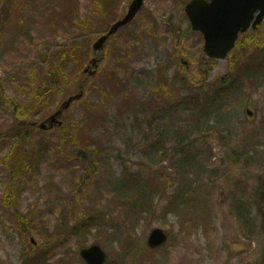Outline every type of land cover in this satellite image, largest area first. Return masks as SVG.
Returning <instances> with one entry per match:
<instances>
[{
	"label": "rangeland",
	"instance_id": "374dc122",
	"mask_svg": "<svg viewBox=\"0 0 264 264\" xmlns=\"http://www.w3.org/2000/svg\"><path fill=\"white\" fill-rule=\"evenodd\" d=\"M78 1L85 16L89 2ZM129 1L120 2L119 14ZM186 1L145 0L132 23L106 44L84 99L73 102L64 125L44 134L34 130L18 150L24 152L21 162L6 168L11 139L5 136L13 122L7 101L29 103L39 91V55L51 56L76 32L38 11L19 16L18 0L11 8L0 0V29L3 18L25 23L32 17L31 38L14 32L13 46L12 27L0 37V264H21L23 255L28 264H83L78 249L91 242L104 247L106 264H264L263 240L237 215L235 203L254 200V188L264 181V58L239 55L232 72L226 60L207 61L202 36L184 15ZM255 31L264 39V21ZM79 38L77 46L92 41ZM90 53H83L79 67L68 63L79 68L78 78ZM26 68L33 78H24ZM229 74L233 85L221 84ZM76 80L60 79L58 87L43 91L42 113L73 93ZM248 99L255 111L251 121L244 113ZM152 102L155 109L144 110ZM26 114L25 123L40 116ZM71 147L92 152L95 173L70 154ZM13 166L27 181L9 188L7 169ZM189 183L200 184L195 205L207 202L204 223L184 205L187 196L173 199L171 212L164 207L169 194ZM262 204L242 208L253 214ZM153 226L169 230V241L151 250L145 240ZM241 243L244 249L230 251Z\"/></svg>",
	"mask_w": 264,
	"mask_h": 264
},
{
	"label": "trees",
	"instance_id": "16d2710c",
	"mask_svg": "<svg viewBox=\"0 0 264 264\" xmlns=\"http://www.w3.org/2000/svg\"><path fill=\"white\" fill-rule=\"evenodd\" d=\"M23 1L19 0L20 8H23L24 10L30 9L25 3V0ZM118 1L119 0H88V14L83 17L79 13L78 0H36L34 2L36 6L32 7V10L38 11L42 15L45 14L46 17L56 21V23L59 25L64 24L68 26L70 25L72 27L74 26L73 28L75 29L74 32H76V34L71 39H68L67 43H63V49H61L57 53L54 52L50 57H48L47 53L39 55V59H41L42 62H44L48 66L57 62L59 64L60 61L63 65L60 66V71L57 70L48 72V78L44 80L43 84L39 82V84L37 85V88L39 90L37 96H35L29 103H26L24 106H21L19 103L16 102L14 103L13 100L7 101L8 109H10V114L13 118V122H11L7 127V129L10 128L11 130V133L8 135H24L31 133V131L34 129V125H25L23 120L27 116L26 113L29 112L31 109H38L37 112L43 114L42 112H44L45 101H41V98L44 99V97L47 95L45 93H47L52 87H58V85L61 83L60 79H69V77H71L74 73L77 72L79 68L71 66L69 69V74H67L66 67L69 62H74V64L79 67L80 59H82V56L86 53L84 47L87 46L89 48L88 44H78L77 46L75 43L76 38L78 36L82 37L84 33L89 37V35H92L94 32L98 31L100 27L108 25L110 20L112 19L111 6L113 4H116ZM9 18H7L5 22H3L9 24ZM28 20L32 23V17H29ZM24 35L28 38H31L29 37L27 29L24 31ZM252 45L253 49H257L253 52L254 56L255 53L257 54L258 52H264V41L262 39L260 40L255 38V40L252 41ZM251 56H249V58ZM31 73H28L24 78L27 79L31 77ZM14 77H18L19 79H21V76L19 75L12 76L13 79ZM225 83H231V80L228 78V81L224 79L221 82V84L224 85ZM3 84L4 82L0 80V98H3L4 96ZM3 132L0 133V138H3L1 137V134ZM23 144L24 141L22 139H17L15 142H13L11 151L21 150V146ZM74 150L72 148L71 152L76 156H79V159L83 162L82 166H85L87 169L92 170V173H95V165L97 164V162L95 160L94 155H92V152L89 151L88 148H84L83 150H76L75 148ZM11 157L13 159L15 158L14 156ZM199 187L200 184L198 183H189L188 185L183 186L180 192L170 194L168 201L166 202V204H164L165 209L171 212L173 207L170 206V203L173 201V199H175L176 197L184 199V197L187 196L189 199H184V205L188 206L189 212L192 214V216L199 218L201 222L204 223L205 218L203 216V211L206 210L207 204L202 202V204L200 205L201 207L195 205V202L199 200ZM161 201L162 200L159 199L156 202V205L159 206ZM261 201H264L263 195H261L260 199H258L256 202ZM149 206H151V204ZM77 217L78 211L75 212L73 216V221ZM160 217L163 216L161 215ZM255 221L257 222L258 232L264 236V206L259 208L255 216Z\"/></svg>",
	"mask_w": 264,
	"mask_h": 264
},
{
	"label": "water",
	"instance_id": "95a60500",
	"mask_svg": "<svg viewBox=\"0 0 264 264\" xmlns=\"http://www.w3.org/2000/svg\"><path fill=\"white\" fill-rule=\"evenodd\" d=\"M143 0H133L128 8L127 14L121 18L120 20L116 21L108 31L107 34L100 36L98 40H96L93 45L95 49H99L102 46L104 40L116 30L117 27L121 26L122 24L126 23L128 20L132 18V16L138 11L142 4ZM199 0H192L186 4V13L189 16V19L192 21L193 28H196L198 22L205 21H212V20H224L226 23V27L231 28L233 27V31L237 28H244L247 25V22L250 19L251 13L254 9H259L258 17L256 21H259L262 18L264 13V0H222L220 1V5L217 9V12L209 14L207 19L202 18L200 15V10L195 11L194 7L197 5ZM213 15V16H212ZM230 33L226 34L224 40L221 42H213L208 40L207 36H205L207 42L204 47V51H206L209 55H215L217 57H222L229 51L230 47L232 46L233 36H229ZM82 91L77 94L70 95L66 100L62 101L59 108L53 112V114L49 115L46 119L42 120L38 125L42 129H49L54 124H60L58 120L59 114L62 109H65L69 106L71 100L78 99ZM166 235L165 233L159 228H153L152 232L148 236V243L150 246H156L162 242H164ZM80 254L84 257L87 264H102L106 259V254L100 247V245L92 244L87 248H82L80 250Z\"/></svg>",
	"mask_w": 264,
	"mask_h": 264
}]
</instances>
